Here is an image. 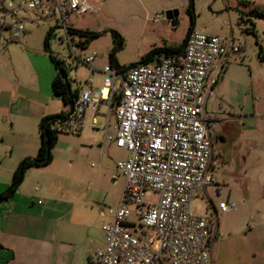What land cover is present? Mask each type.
Returning a JSON list of instances; mask_svg holds the SVG:
<instances>
[{
    "label": "built area",
    "instance_id": "1",
    "mask_svg": "<svg viewBox=\"0 0 264 264\" xmlns=\"http://www.w3.org/2000/svg\"><path fill=\"white\" fill-rule=\"evenodd\" d=\"M87 10L81 0H0V31L10 33L7 40L23 41L29 22L52 20L48 44L55 39L66 47L70 64L84 62L94 72L98 53L79 54L84 37L74 24ZM239 50L232 36L194 29L181 52L127 68L104 65L103 85L83 88L66 118L56 122L59 130L78 132L86 108L106 103L117 121L109 139L127 151L116 163L123 192L106 211L105 244L89 264H214L218 219L234 203L209 200L211 213H195L191 203L216 183L215 117L207 112V99L227 55ZM51 51L66 66L60 49ZM148 193L158 199L148 201Z\"/></svg>",
    "mask_w": 264,
    "mask_h": 264
},
{
    "label": "rangeland",
    "instance_id": "2",
    "mask_svg": "<svg viewBox=\"0 0 264 264\" xmlns=\"http://www.w3.org/2000/svg\"><path fill=\"white\" fill-rule=\"evenodd\" d=\"M194 2L196 28L232 36L240 50L227 55L217 81L224 79L219 95L207 103V112L215 117L211 128L217 153L216 183L210 185L207 192L199 190L191 206L195 213H211L207 206L209 200L216 206L221 201L235 203L232 210L220 213L217 236L212 245L214 264H264V59L259 57V44L264 48V0ZM178 4L175 9L180 13L176 24L167 17L156 22V13L147 23L138 22L134 8L115 14L112 21L101 12L105 4H100L91 10L95 14L81 15L76 25L106 32L78 52L87 55L97 51L93 64L99 68L110 64L108 53L113 45L110 29L118 30L126 39L125 48L117 54L119 62L124 65L138 62L153 46L180 44L190 26L189 0H178ZM168 10L172 9L159 13L166 16ZM253 21L256 25L254 32L251 31ZM53 25L52 20L29 22L25 41L7 40L10 33L0 31V56L6 59L10 50L17 58L22 57L26 64L34 63L42 74L41 88L48 94L49 110L59 112L67 106L53 93L56 69L44 47L45 36ZM50 49H60L59 57L65 62L74 87L82 89L89 86L90 65L84 62L70 64L72 59L64 54L66 47L58 46L55 39L50 40ZM103 79L101 71L95 72V87L102 86ZM22 85V89L26 86L34 88L29 77L22 79ZM22 95L33 97L34 92L24 89ZM222 95L224 99L220 97ZM107 111V105L103 104L101 112ZM90 114L89 108L80 133L61 130L54 160L45 171L53 174L51 179L56 185L57 195L67 189L85 197L96 211H108L110 206L118 204L124 189L125 179L117 170L116 163L127 156V151L115 144L109 147L107 142L102 149L99 143L105 144L103 133L99 130L101 136H96V130L89 123ZM8 125L0 117V159L5 154L3 141L11 136L5 131ZM35 128L33 134L36 133ZM69 146L72 150L68 149ZM47 173L43 174L44 178L48 177ZM146 199L154 202L158 196L148 193Z\"/></svg>",
    "mask_w": 264,
    "mask_h": 264
},
{
    "label": "crops",
    "instance_id": "3",
    "mask_svg": "<svg viewBox=\"0 0 264 264\" xmlns=\"http://www.w3.org/2000/svg\"><path fill=\"white\" fill-rule=\"evenodd\" d=\"M81 1L88 7L85 14H95L91 10L100 4H105L101 12L112 21L115 19V14L134 8L135 19L138 22L142 20L147 23L152 17L154 18V13L157 16L162 15L154 19L158 22L166 18L164 14L159 13L160 11L179 7L178 0ZM80 17L81 15L77 17L75 26L81 30H92L89 26L76 25ZM28 59L30 61V58ZM94 66L96 70L92 72L93 79L92 82L88 80V84L95 89L97 87H95L94 74L100 71V68ZM26 77L34 82V88L31 86L24 88L34 92L33 97L22 95L24 91L22 79ZM223 81L224 79L214 87L207 103L210 98L219 95ZM41 83L42 74L34 63L26 64L22 61V57L17 58L10 50L6 59L0 56V117L9 124L5 131L11 133V136L3 141L5 154L0 159V192L11 183L19 162L24 157L37 154L41 143L39 128L41 118L46 114L58 112L49 110V104L46 102L48 94L42 91ZM72 87L78 88L79 93L83 89L73 85ZM220 97L224 99L223 95ZM103 104L106 103H101L98 107L90 104L86 108L83 125L80 131L76 132L80 133L85 126L87 109L90 108L89 123L96 130V136L100 137L101 131L105 139V144L99 143L102 149L105 148L106 142L109 147L115 144L109 139V135L115 134L117 124L114 111L110 110L107 104L108 111L101 112ZM66 106L63 111L69 109V106ZM96 112H98L96 125L93 126V116ZM113 116L115 119H112ZM100 118H102L101 124ZM34 127L36 133L33 134ZM91 146L93 147L94 144ZM68 149L72 150V147L69 146ZM48 165L30 167L16 193L0 203V264H89L90 258L105 244L103 223L108 217L106 211L103 209L96 211L85 197L66 191L67 189L57 195L56 185L51 179L53 174L51 171H45ZM44 173H47V178H44ZM216 190L218 191L217 188Z\"/></svg>",
    "mask_w": 264,
    "mask_h": 264
},
{
    "label": "trees",
    "instance_id": "4",
    "mask_svg": "<svg viewBox=\"0 0 264 264\" xmlns=\"http://www.w3.org/2000/svg\"><path fill=\"white\" fill-rule=\"evenodd\" d=\"M187 13L190 17V26L187 31L186 36L184 37L183 41L177 45H163V46H153L147 53H145L139 61H149L153 58L161 55H168L177 52H181L186 44L187 38L189 34L195 29L196 25V9H195V2L194 0H189V4L187 7ZM241 19L243 17L241 15ZM255 22H252L251 31H255ZM79 32L84 37V48H87L88 44L97 37H100L104 31H93V30H81ZM113 38V45L108 53L109 63L116 67H123L127 68L130 65L135 64L133 62L129 65L121 64L118 60L117 54L120 50H123L126 46V39L125 37L116 29H110ZM44 47L46 52L48 53L49 57L51 58L52 62L55 65L56 74L52 81V90L56 96H59L65 105L69 106L67 111H60L57 113L46 114L44 115L39 123L40 128V135H41V143L38 149V152L35 156H27L24 157L19 164L17 165L16 169L14 170L12 181L7 186V188L0 192V203L8 200L11 198L16 191L18 190L20 184L23 182L26 172L30 167H40L46 166L50 164L54 159V148L58 143V139L61 133L57 127H55L56 122L59 119L66 118L68 112L73 107L76 99L79 96L78 88H73L68 77L67 70L65 66L62 64L60 60H58L52 53L50 49V45L48 44L47 40H44ZM259 57L264 59V48L261 44H259Z\"/></svg>",
    "mask_w": 264,
    "mask_h": 264
},
{
    "label": "water",
    "instance_id": "5",
    "mask_svg": "<svg viewBox=\"0 0 264 264\" xmlns=\"http://www.w3.org/2000/svg\"><path fill=\"white\" fill-rule=\"evenodd\" d=\"M179 11L178 9H172V10H168L166 12V17L170 20L173 21L174 24H176L178 21L176 20V17L178 16Z\"/></svg>",
    "mask_w": 264,
    "mask_h": 264
}]
</instances>
